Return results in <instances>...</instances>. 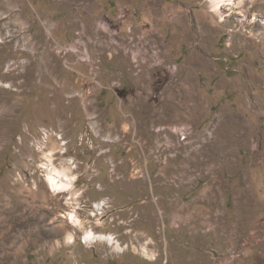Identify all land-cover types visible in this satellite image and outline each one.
<instances>
[{"label": "rangeland", "instance_id": "1", "mask_svg": "<svg viewBox=\"0 0 264 264\" xmlns=\"http://www.w3.org/2000/svg\"><path fill=\"white\" fill-rule=\"evenodd\" d=\"M239 5L0 0V264H264V0Z\"/></svg>", "mask_w": 264, "mask_h": 264}, {"label": "bare ground", "instance_id": "2", "mask_svg": "<svg viewBox=\"0 0 264 264\" xmlns=\"http://www.w3.org/2000/svg\"><path fill=\"white\" fill-rule=\"evenodd\" d=\"M211 1V3H212V7L213 8H211L212 9V11H214L216 14L218 13V12H221L222 11V9L221 8H223V7H225V6H230V5H232V7L233 6H235V7H240V3H243V1L244 0H210ZM118 49H120V50H122L120 47H118ZM119 50V51H120ZM119 54H123V52L122 51H120V53ZM160 55V54H159ZM158 55V56H159ZM157 58V57H156ZM155 58V59H156ZM194 59V58H193ZM172 61V60H171ZM159 62H160V59H159ZM162 62V61H161ZM196 62V61H195ZM194 63V62H193ZM164 64V63H163ZM176 64V63H175ZM157 65V64H156ZM171 66V65H170ZM161 70V69H164V66H162V64L160 65V66H157L156 67V70ZM147 70V69H146ZM148 72H149V70H148ZM158 72V71H157ZM162 72V71H161ZM177 72V71H176ZM179 72V71H178ZM164 73V72H163ZM149 74V73H148ZM177 74V73H176ZM150 75H152V74H150ZM149 75V76H150ZM175 75V74H174ZM157 76V75H156ZM173 76V75H172ZM159 77V76H158ZM174 77V76H173ZM172 79V78H171ZM149 81H150V83H149V88H151L152 90H153V92L155 93L156 92V90L158 89V87H159V85H157V84H159L160 82H159V80H156V79H154V77L153 76H151V79L149 78ZM174 83H175V80L173 81ZM181 82V81H180ZM167 83V82H166ZM174 83H170V84H168V85H166L165 86V88H164V93L163 94H165L164 95V98H163V101H165L166 99H167V94L169 93V97L170 98H184V97H186V94L189 92V90H186V88H184L183 86V84H178V83H176V84H174ZM185 86H187V85H185ZM163 87H164V85H163ZM150 89V90H151ZM163 89V88H162ZM142 90H143V92H141L142 93V95L139 93L138 94V96H136L135 98H134V102H133V104L135 105L137 102L138 103H140L141 101H144L145 99H146V96H144V94H146L147 92H150L149 90H148V88H142ZM146 90H148V91H146ZM139 91V90H138ZM160 91V90H159ZM145 92V93H144ZM152 92V93H153ZM152 93H150V95H152ZM156 94V93H155ZM149 95V96H150ZM154 95V94H153ZM148 98V97H147ZM191 98V97H190ZM161 99V98H160ZM187 99H189V97L187 98ZM153 100V99H152ZM154 101V100H153ZM178 101H180V100H178ZM155 102V101H154ZM191 102H193V101H191ZM154 104V103H153ZM157 110H156V117L154 118V122L155 123H165V122H174L175 120H174V116L170 113V112H168V108L166 107V106H161V108L160 109H158V108H156ZM179 118V117H178ZM174 120V121H173ZM167 141V140H166ZM172 142V141H171ZM171 144V143H170ZM176 144V143H175ZM181 144V143H180ZM174 147V146H173ZM176 147V146H175ZM206 152V150L204 149V147H200L199 148V150L196 152V153H199V154H204ZM195 152L194 151H192V154H194ZM196 156V155H195ZM211 156L209 155V154H207V155H205V157L202 159V160H204V164H205V166L207 165V166H209V168L208 169H210L211 167ZM189 159V162L191 163L192 162V160L190 159V158H188ZM188 159H187V161H188ZM49 161H50V163H49V165L51 166L50 167V169H49V173H48V182H49V185L51 186V188L53 189V191H55L56 193H62V192H67V191H70V189H71V187L73 186V184H74V182H75V178L73 177V175L71 174V172H70V169H71V167L70 166H68V167H64L63 169H59V168H57L52 162H51V158H50V156H49ZM186 161V162H187ZM213 161V160H212ZM188 163V162H187ZM201 163V162H200ZM203 163V162H202ZM206 168V167H205ZM213 172V171H212ZM188 174L187 173H184V174H181L179 177H177V178H184V176H187ZM216 183V182H215ZM209 193L210 194H216L215 193V190H217L216 189V187H215V184L214 183H212V185H210L209 187ZM204 191V190H203ZM206 193V192H205ZM211 196V198L213 197L212 195H210ZM213 201L210 199V201H209V204L210 203H212ZM148 202H146V204H147ZM146 204H144V205H146ZM196 208V210H198L197 209V207H195ZM203 208V207H202ZM209 208V207H208ZM201 210V209H200ZM199 211V210H198ZM52 213H53V215L54 216H52V217H50L49 219H50V223H53V226L51 227V230H53V231H57L58 233H63L64 234V239L66 240V242H72V240L75 238V235H74V232L72 231V224H71V222L72 223H74V225H77L79 222H80V218H79V216L77 215V213H69V217L70 218H68V216H67V218H66V216L65 215H61V216H59V217H57L56 215H58V210H56V209H54V207H53V209H52ZM204 213V212H203ZM199 214H202L201 212L199 213ZM198 214V215H199ZM176 215V214H175ZM200 216V215H199ZM212 218H213V214H212V216H209V217H207V219L205 220V221H200V225H205V224H208V222H210V224H212ZM195 227V226H194ZM49 229V228H48ZM1 234V233H0ZM87 239V241L86 242H88V241H94V240H98V239H102V238H106V239H108V240H110V238L107 236V235H105V234H98V233H96V232H94L93 231V229L92 230H89V231H87V237H86ZM114 240V239H113ZM111 241V240H110ZM12 242H13V240H12ZM17 251L19 252L20 251V248H19V245H18V249H17ZM1 263V262H0Z\"/></svg>", "mask_w": 264, "mask_h": 264}, {"label": "built area", "instance_id": "3", "mask_svg": "<svg viewBox=\"0 0 264 264\" xmlns=\"http://www.w3.org/2000/svg\"><path fill=\"white\" fill-rule=\"evenodd\" d=\"M47 138H48V133H47V131L46 132L44 131V135H43L44 141H46Z\"/></svg>", "mask_w": 264, "mask_h": 264}]
</instances>
